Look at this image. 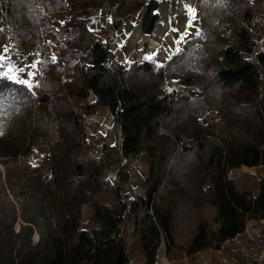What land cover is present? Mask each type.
Returning <instances> with one entry per match:
<instances>
[{
  "label": "trees",
  "instance_id": "1",
  "mask_svg": "<svg viewBox=\"0 0 264 264\" xmlns=\"http://www.w3.org/2000/svg\"><path fill=\"white\" fill-rule=\"evenodd\" d=\"M23 1L38 25L58 39L59 63L52 60L51 49L44 44L40 72L31 89L0 77V96L9 94L23 105L22 112L0 132L3 264H130L121 225L139 211L144 264H153L161 239L168 249L175 247L176 201H164L159 192L168 178V162L175 148L170 145L172 139L180 142L182 135L190 140L182 148L193 155L189 174L193 195L187 199L196 207L211 205L213 223L218 225L210 229L200 216L187 252L218 249L242 233L249 219L264 218V175L258 179L254 196L237 189L230 175L242 165H264V50L253 53L257 43L251 29L255 13H264L263 0H237L228 36L217 29L218 9L212 0H198L201 36L186 41L164 66L145 61L132 68L117 61L108 42H100L98 36L121 27L141 10L140 33L152 34L161 22L156 13L158 1ZM14 2L0 0V11ZM97 9L112 10L113 19L96 32L90 30L87 18ZM59 15L65 17L61 25L54 20ZM196 46L210 57L201 71L187 66ZM136 57L134 49L130 59ZM166 76L188 86L199 84L205 95L214 92L224 105L226 124L238 126L247 138H218L209 128L216 118L206 122L198 118L213 105L204 98L192 101L167 95ZM91 94L93 102L88 101ZM100 107L107 108L114 126L119 127V144H110L95 129L86 133V116ZM38 139L47 147V174L41 165L28 160ZM140 151L148 156L144 191L127 200L121 190L129 178L128 157ZM114 163H118L117 183L113 201L107 204L96 194L104 188L103 176ZM84 204L90 205L88 219L96 225L91 231L80 228ZM33 234L36 242H32Z\"/></svg>",
  "mask_w": 264,
  "mask_h": 264
},
{
  "label": "rangeland",
  "instance_id": "2",
  "mask_svg": "<svg viewBox=\"0 0 264 264\" xmlns=\"http://www.w3.org/2000/svg\"><path fill=\"white\" fill-rule=\"evenodd\" d=\"M249 1L252 2L253 0ZM262 2L264 5V0ZM179 3L185 5L184 8L183 6L181 7L187 13L180 22L178 21L180 17L175 16V21V18L173 17L174 13L169 11V19H167V21H169L170 24H168L169 26L166 24L168 29L164 34L177 35V37H179V40H177L178 43L170 36L167 37V40L162 38L159 43L164 45V48L168 54H170V57L162 62L152 60L155 65H166L171 56L184 47L186 41L201 36V31L198 28V0H179ZM236 4L237 0H212V5L216 6L218 9L214 20L218 31L224 36H228L230 32ZM2 7L3 2L1 3V8ZM189 7L195 10V19L191 21V26H187L189 21L187 9ZM138 14H143V10ZM59 16H56L54 20L61 23L60 21L62 18ZM251 29L254 33L253 39L257 43L253 47V53H257L264 50V13H255ZM153 35L152 40L157 42L155 38L160 37L159 34ZM57 41L58 39L55 38L53 32L47 33L43 27L38 25V22L30 13L27 3L23 0H15L14 4L9 9L0 11V57H3V59H0V77H6L16 83H18V80H25L31 85V87H28L25 84L23 85L31 89L35 85L40 72L39 63L43 56L42 47L44 44L49 45L52 60L57 64L59 63L57 57ZM174 42L175 45L172 46V43ZM209 60L210 57L207 52L199 48V46H196L187 66L191 70L201 71ZM251 60L254 61L253 58H251ZM109 64L111 63L109 62ZM32 65H35V67H32ZM163 87L165 92H170L176 99L182 96H186L192 101L198 98H204L207 103H211L213 108L207 110L198 118L201 122L216 118L209 128L215 132V135L218 138H228L231 135H234L240 140H245L247 138L241 128L234 124L232 126L226 124L224 105L220 102L214 92L209 91L205 95L199 84L189 86L184 85L179 79H172L168 76L164 78ZM261 93L264 97V85L261 87ZM92 100L93 97L90 95L88 101L93 102ZM22 110L23 105L18 100L14 99L9 94L1 95L0 132L11 121L13 116L22 112ZM85 127L87 134L94 133L93 129H95L102 133L110 144L115 142L117 144L120 143L118 126H114L103 109L99 108L94 114L86 116ZM161 131L163 133H168L166 129H162ZM180 139V142L172 139L170 144L172 146L174 145L175 148L168 162V178L161 187L159 195L164 201H167L170 198H175L176 206L174 210L172 236L176 247L183 249V247L192 239L199 223L200 216L205 217L210 229H215L218 225L213 223L212 218L214 215V209L211 205L203 203L201 206L196 207L187 199V195H193L189 182L193 155L190 150L182 148V144L187 145L190 140L184 135H182ZM28 160L32 164L41 165L46 174L49 172L48 152L43 139H38L33 145ZM128 160L129 165L127 171L129 172V178L122 183L121 190L122 195H125L127 200L138 195L137 191L141 190L143 180L147 175L148 156L145 151H140L137 154L130 155ZM122 161H126L124 157H122ZM117 166L118 163H114L111 165V168L105 172L103 176L104 188L96 194V198L103 203L110 204L113 201V188L117 183V177L115 175ZM174 182H177L179 187H177ZM237 185L252 187L250 182L244 178L238 180ZM89 210V207H84L80 220V228L87 231H91L96 227V225L88 219ZM141 213L142 211H139L137 217L126 219L121 225L124 235L122 240L123 248L127 257L133 261V264L134 260L140 259V256L142 255L139 238L141 229L139 218ZM18 227V223H15L14 228L17 229ZM36 241L37 235L33 234L32 242ZM255 246H257V244L252 248ZM3 259L4 254H0V264H3Z\"/></svg>",
  "mask_w": 264,
  "mask_h": 264
},
{
  "label": "crops",
  "instance_id": "3",
  "mask_svg": "<svg viewBox=\"0 0 264 264\" xmlns=\"http://www.w3.org/2000/svg\"><path fill=\"white\" fill-rule=\"evenodd\" d=\"M156 1H158L156 13L160 16L161 22L156 24L152 34L141 35L140 26L142 14H138L132 19L124 20L121 27L98 36L100 42H108L110 50L115 53L116 60L123 63L127 68H132L135 64L145 61L157 60L158 62H162L163 60H166L170 57V54H168L164 45L159 43V41H161L162 38L167 40L168 36L173 40L175 39V41L179 40L177 35L172 34L173 32L171 33L172 35L164 34L168 29L166 26L170 24V22L167 21V19H169V11L174 13V18L175 16H179L180 18L178 21H182L186 15L185 10L183 9L185 5L180 4L179 0ZM181 6H183V8ZM59 17L62 18L61 21L59 20L61 23L57 22V24L61 25L64 22L65 17L63 15H60ZM112 19V10L98 9L87 18L90 30L96 32L101 31L107 23L112 21ZM174 20L176 21V18ZM155 33L160 36L155 38L158 43L152 40V36H154L153 34ZM172 44V46H174L175 42ZM134 49L137 50V57L136 60H131L130 54ZM146 57H151V59H146ZM92 97V101H94L95 97L93 95ZM100 109L105 110L106 116L113 123V116L108 112L107 108L100 107ZM230 175L237 189L249 191L254 196L258 192V179L264 175V165H242L233 168L230 171ZM243 178L248 180L252 187L238 186V180ZM143 191L144 190L141 186V190L137 191L138 195L143 194ZM136 196L131 198H135ZM85 206L90 209L89 204H84L82 206V211ZM190 241L183 247V249L176 247V244L175 247L168 249L164 239H161L156 250L155 261L153 264H248L247 254L252 247L256 244H264V218L249 219L246 223L245 230L242 233L236 235L231 240H226L218 249L208 248L188 253L186 248L189 246ZM129 261L131 262L130 264H133L131 259H129ZM144 262L145 254L142 251L140 259L134 260V264H144Z\"/></svg>",
  "mask_w": 264,
  "mask_h": 264
},
{
  "label": "built area",
  "instance_id": "4",
  "mask_svg": "<svg viewBox=\"0 0 264 264\" xmlns=\"http://www.w3.org/2000/svg\"><path fill=\"white\" fill-rule=\"evenodd\" d=\"M167 95H171V93H167ZM164 128H160L162 130ZM121 237L124 238L123 232L121 231ZM248 264H264V244H257L254 248H252L248 254Z\"/></svg>",
  "mask_w": 264,
  "mask_h": 264
},
{
  "label": "snow or ice",
  "instance_id": "5",
  "mask_svg": "<svg viewBox=\"0 0 264 264\" xmlns=\"http://www.w3.org/2000/svg\"><path fill=\"white\" fill-rule=\"evenodd\" d=\"M187 11H188V14H189V21H188V25H187V26H191V21H192L193 19H195V10L189 7V8L187 9ZM0 59H3V57H0ZM146 59H151V57H146ZM32 67H35V65H32ZM17 82H18V83L25 84V85H27L28 87H31V85L28 84V82L25 81V80H18Z\"/></svg>",
  "mask_w": 264,
  "mask_h": 264
},
{
  "label": "bare ground",
  "instance_id": "6",
  "mask_svg": "<svg viewBox=\"0 0 264 264\" xmlns=\"http://www.w3.org/2000/svg\"><path fill=\"white\" fill-rule=\"evenodd\" d=\"M185 13H187L186 11H185ZM158 31V30H157ZM158 33V32H157ZM157 33H155V34H157Z\"/></svg>",
  "mask_w": 264,
  "mask_h": 264
}]
</instances>
